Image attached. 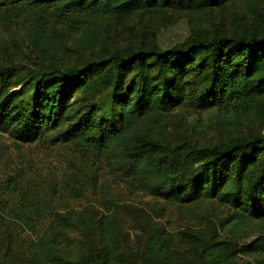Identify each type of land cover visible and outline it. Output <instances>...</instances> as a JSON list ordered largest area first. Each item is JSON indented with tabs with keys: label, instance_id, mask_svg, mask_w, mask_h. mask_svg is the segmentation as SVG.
I'll list each match as a JSON object with an SVG mask.
<instances>
[{
	"label": "trees",
	"instance_id": "1",
	"mask_svg": "<svg viewBox=\"0 0 264 264\" xmlns=\"http://www.w3.org/2000/svg\"><path fill=\"white\" fill-rule=\"evenodd\" d=\"M260 2L0 0V132L58 147L63 162L57 177L18 168L0 179L6 229H55L32 241L34 264H240L250 256L264 264V132L250 129L264 114ZM229 3L243 6L235 32L196 24L167 47L108 44L114 20L175 12L192 15L193 24ZM210 109L215 140L166 135L173 111ZM115 185L174 205L203 226L173 236L144 219L147 238L124 258ZM91 190L99 209L71 204ZM208 205L210 218L197 209Z\"/></svg>",
	"mask_w": 264,
	"mask_h": 264
},
{
	"label": "rangeland",
	"instance_id": "2",
	"mask_svg": "<svg viewBox=\"0 0 264 264\" xmlns=\"http://www.w3.org/2000/svg\"><path fill=\"white\" fill-rule=\"evenodd\" d=\"M242 12V5L229 3L224 10L215 9L210 14H201L200 18L193 17L195 20L193 24L190 23L192 15L186 13L139 14L127 20H114L108 32V44L119 46L140 39L167 47L186 39L196 24L208 32H235L244 23ZM259 13L264 17V0H261L259 4ZM196 20H200V22L197 23ZM2 35L6 37L5 34ZM24 50L23 62L29 63L27 60L32 56L31 50L27 47H24ZM88 55V53H82L80 58ZM74 60L73 56L71 61ZM42 64L47 66L48 63ZM20 86L18 85L16 89ZM215 112L214 109L192 110L189 113L173 111L166 123V135L172 140L179 138L181 134L192 136L202 142L215 140L218 137ZM242 129L246 131L249 128L247 126ZM250 129L264 132V114L253 123ZM58 151V147L47 146L41 141L21 143L15 141L9 134L0 132V179L4 178L7 181L8 177L18 168L25 170L27 176L30 177L40 171H44L46 174L50 169L57 177L63 170V162ZM18 154L22 158L20 161ZM113 188V197L118 205L117 214L123 220L126 236L121 251L122 255L126 256L124 258H128L131 250L141 247L147 238V232L143 230L144 219L152 221L160 229L173 234V236L180 230L188 229L197 232L203 226L204 219L201 221L197 216H193L195 218L186 217L174 205L165 204V202L142 191L131 192L119 185H115ZM97 200L98 194L95 190H91L85 197L75 200L71 204L77 209L92 207L99 209ZM211 206L213 207V204ZM211 206H199L197 209L203 217L210 218L213 209ZM46 227H39L36 231L23 230L18 227L11 231L0 223V264H34L32 241H37L42 236L55 234L53 226L48 229ZM256 236L251 235L246 241H251ZM255 258L253 256L240 257L238 260L240 264H256Z\"/></svg>",
	"mask_w": 264,
	"mask_h": 264
}]
</instances>
